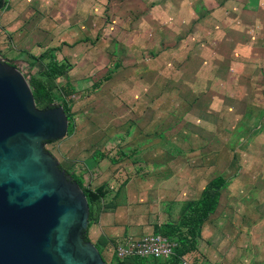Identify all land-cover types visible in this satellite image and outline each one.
Here are the masks:
<instances>
[{
	"label": "rangeland",
	"instance_id": "rangeland-1",
	"mask_svg": "<svg viewBox=\"0 0 264 264\" xmlns=\"http://www.w3.org/2000/svg\"><path fill=\"white\" fill-rule=\"evenodd\" d=\"M2 1L3 7L8 0ZM33 1L19 5L35 18L33 29L28 27L33 41L27 48L45 50L46 55L34 61L26 52L17 54L18 47V61L10 63L28 81L51 62V47L62 49L61 63L70 69L56 80L51 104L66 101L72 122L65 137L45 144L59 166L68 174L67 166H73L84 185L94 188L106 182L107 200L115 202L119 197L112 194L127 178L143 184L152 173L183 175L188 190L197 183L198 200L216 193L215 209L207 216L213 225L198 241L201 250L195 241V250L185 256L187 264L226 252L224 264H264V0H227V36L217 28L201 61L185 59L189 67L180 70L199 83L171 86L142 80L178 75L161 66L174 59L165 52L163 36L170 26L180 30L183 21L163 19L160 0H152L150 7L142 0ZM244 3L248 11L239 18ZM171 11L174 17L178 14ZM79 30L88 33L87 53L70 49L80 38ZM64 55L77 62L63 60ZM215 178H222L221 187L208 188L209 179ZM135 198L127 206L140 223L138 235L160 232L150 228L162 217L159 199ZM193 200L184 203L185 213L198 202ZM105 258L116 264L107 254ZM135 263L156 264L152 259Z\"/></svg>",
	"mask_w": 264,
	"mask_h": 264
},
{
	"label": "water",
	"instance_id": "water-1",
	"mask_svg": "<svg viewBox=\"0 0 264 264\" xmlns=\"http://www.w3.org/2000/svg\"><path fill=\"white\" fill-rule=\"evenodd\" d=\"M67 129L63 107L36 108L24 75L0 58V264H106L85 240L82 189L45 150Z\"/></svg>",
	"mask_w": 264,
	"mask_h": 264
},
{
	"label": "crops",
	"instance_id": "crops-1",
	"mask_svg": "<svg viewBox=\"0 0 264 264\" xmlns=\"http://www.w3.org/2000/svg\"><path fill=\"white\" fill-rule=\"evenodd\" d=\"M91 1L95 4H98L97 1ZM98 1H100L101 4L104 3L102 0ZM32 2L34 1L8 0L6 1L5 5L0 8V31L4 32L3 34H0V58L14 63L18 61V58H14L16 53L20 54L22 52H26L28 54V58L30 59H33L34 57L37 58L40 54L44 53L45 50L38 53L29 52L27 48L29 47L30 42L33 41V34L30 32V29L28 27H33L32 24L33 21H35V18L31 13L32 10H29L28 7L21 8L20 6H27L32 4ZM139 2L141 3V0ZM142 3L149 4V7L153 5L152 0H142ZM160 3H162L160 7V9L162 10L161 12L166 11V14L162 13L163 19H166L167 21L173 20L172 22H181V19L183 21L182 28L180 30H178L175 26H170V31H168L169 34H167L166 36L163 34V46H166L165 52L168 53L169 51V53L174 56V59L170 57L169 61H161L163 62L161 63V66L163 69H168L171 71L176 70V73H178V75L176 78L161 76L159 80L150 77H143L142 80L145 84H151L154 81L159 83L160 85L166 84L170 86L191 83L194 84L195 82L196 84H198L199 81L196 78L184 76L183 72H181L180 70L189 67L185 63V59H188L187 62H191L193 60L201 61V58H203L202 52H205V48H210V39H214L216 37L214 35L217 28L221 29V34L222 36H224V38L227 36V0H160ZM173 9L174 12H178V14L174 13L176 18L172 14L171 10ZM247 9L248 8L244 3L242 7V14H237V16L239 15L238 17L241 18L242 15H246L245 12L248 11ZM82 30H79V32L76 33V36H79L80 38L73 47H70V49H72L74 52L78 51L79 53L82 50L86 49L87 53V46L85 45L87 39L84 37H88V33L85 31L82 32ZM104 33L105 32H103V34ZM4 36H6V39L2 40ZM21 36H23L22 40ZM81 38H84L83 41L85 43L81 41ZM82 43H84V45ZM17 48L19 51H14L15 49L17 50ZM51 48H53L51 54L53 59L51 60V62L61 63L62 60L59 54L60 50L62 51V49L60 47L59 49H56V44ZM219 49H223V51L226 52L224 47H220ZM193 50H195V53L194 57L191 58L192 55H189L190 53L193 54ZM257 52L258 51H256L255 54ZM81 57H83L85 61L87 60V56H79L80 59ZM63 58L70 62L69 59L71 58H69L68 55H64L62 59ZM202 61L208 64L209 60ZM149 62L147 61L146 63ZM73 63L74 59L71 64ZM30 67H34V65ZM67 167L68 169H71L70 173L81 176L74 170L73 166ZM65 171L67 172V170ZM211 180L212 179H209L208 185ZM124 181L125 184L119 185L115 192H113L112 194L113 198L119 197L117 199V202H115L112 198L110 200H107V195L109 194L107 190L105 197L101 201V210L98 217L89 223L85 232L87 241L95 245L100 253V256L102 257V259H104L105 262H107L105 254L112 258V247L119 240L126 237L138 238L143 235L154 233L151 232L138 235L139 232L137 230V227L140 226V223L136 222L135 215H132V212L134 211L132 210V208H130V206H127V202L129 204L132 202L135 204V197L141 195L149 197L150 199L153 198V196H156L157 199H159V202L157 203V209L162 212V217L160 218L159 223L156 224V226L153 225L150 228H152L153 230H162L168 229L170 226L178 225L180 219L187 213V211L185 213L184 203L188 201L191 202L193 200V197H196V199L194 200H198L200 197L197 183L196 186L192 187L193 189L190 191L188 190V187L190 186L189 183H184L185 181L183 175L177 173H152L147 177L146 181L148 183H146V181L144 180L143 184L141 182L142 180L139 178L133 179L132 182H130L128 178ZM105 183L106 182H102L96 187L100 185H103L105 187ZM210 216L211 215H209V217ZM209 217L205 220V222H203L202 228L199 230L196 236L195 240L197 250H201V247L198 246V243L205 239L204 233L207 230L208 225L212 224L210 223ZM120 236L122 238H117ZM205 244L207 245L208 243L205 242ZM208 249L209 248L207 247L205 251H207ZM192 255H194V253H192ZM204 256L205 257L202 262L203 264H224L222 261H227V252L220 255H212L213 259L206 254ZM202 263L199 261V264Z\"/></svg>",
	"mask_w": 264,
	"mask_h": 264
},
{
	"label": "trees",
	"instance_id": "trees-1",
	"mask_svg": "<svg viewBox=\"0 0 264 264\" xmlns=\"http://www.w3.org/2000/svg\"><path fill=\"white\" fill-rule=\"evenodd\" d=\"M3 5V1L1 7ZM46 55V51L40 54L37 58H33L34 61L41 60ZM34 65L33 63L30 65ZM70 69V66L64 63L49 62L45 69L37 75H30L28 79L29 86L31 87L33 98L36 105L46 103L45 108L52 102L51 91L56 86V80L65 75ZM59 104L63 107V110L67 116L68 127L70 126L72 119L70 108L66 101H59ZM73 180H75L82 189L88 203L89 215L88 225L91 221L95 220L101 210V201L105 197L107 190L103 185L96 188H91L88 185H84L80 176L74 173H69ZM222 178H215L210 181L208 188L219 189L221 187ZM215 195L206 194L201 200L190 207L189 212L185 214L179 221L178 225L170 226L168 229L160 230L165 236L175 239L176 247L173 250V254L164 259H152L156 264H182L181 259L187 254H190L195 250V239L199 232V229L203 222L206 220L208 214L212 213L216 206ZM207 198L209 200H207ZM85 240L87 237L85 235ZM116 264H136L137 260H145L142 258H127L123 261H118L114 256ZM151 259V258H149ZM104 260V259H103ZM106 264H110L107 263Z\"/></svg>",
	"mask_w": 264,
	"mask_h": 264
},
{
	"label": "built area",
	"instance_id": "built-area-1",
	"mask_svg": "<svg viewBox=\"0 0 264 264\" xmlns=\"http://www.w3.org/2000/svg\"><path fill=\"white\" fill-rule=\"evenodd\" d=\"M176 245L175 239L155 232L138 238L126 237L119 240L113 245L112 254L118 261L127 258L164 259L173 254ZM181 263L187 264L185 258L181 259Z\"/></svg>",
	"mask_w": 264,
	"mask_h": 264
}]
</instances>
